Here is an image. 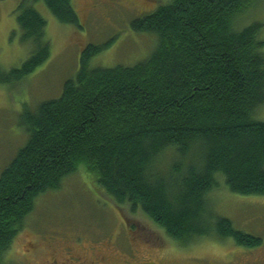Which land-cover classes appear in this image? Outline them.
I'll return each instance as SVG.
<instances>
[{
  "label": "trees",
  "instance_id": "16d2710c",
  "mask_svg": "<svg viewBox=\"0 0 264 264\" xmlns=\"http://www.w3.org/2000/svg\"><path fill=\"white\" fill-rule=\"evenodd\" d=\"M42 1L60 23L82 28L73 0ZM259 1L170 0L132 21L133 32L158 40L134 67L91 66L112 43L84 50L62 96L23 117L28 142L0 177V264L37 199L81 170L116 207L142 212L182 248L209 238L263 245L209 202L222 184L264 197L263 24L245 23ZM17 12L21 41L35 49L21 68L0 72V86L21 85L51 55L46 20L28 2Z\"/></svg>",
  "mask_w": 264,
  "mask_h": 264
},
{
  "label": "rangeland",
  "instance_id": "374dc122",
  "mask_svg": "<svg viewBox=\"0 0 264 264\" xmlns=\"http://www.w3.org/2000/svg\"><path fill=\"white\" fill-rule=\"evenodd\" d=\"M169 1L73 0L82 27L78 28L60 23L42 0H0V72L21 68L35 49L33 43L21 41L17 11L23 2L46 20L51 52L21 85L0 86V177L28 142L25 113H35L40 105L62 96L65 84L80 69L84 50L112 43L94 58V68L134 67L145 62L158 40L133 32L131 23ZM254 22L263 24L260 38L264 40V0L245 21ZM256 117L264 122V106ZM172 156L166 155L160 166L163 173L172 165ZM209 202L213 214L230 220L239 231L264 239V197L239 196L222 184ZM68 249L89 264H99L103 258L105 264L130 260L133 264H258L264 256V248L248 253L231 241L213 238L182 248L142 212L131 214L128 207H116L82 170L65 179L59 191L37 199L3 264H50L56 254L58 259L68 258Z\"/></svg>",
  "mask_w": 264,
  "mask_h": 264
},
{
  "label": "flooded vegetation",
  "instance_id": "af4514ba",
  "mask_svg": "<svg viewBox=\"0 0 264 264\" xmlns=\"http://www.w3.org/2000/svg\"><path fill=\"white\" fill-rule=\"evenodd\" d=\"M130 246H131V244H130ZM261 248H264V243H263V245L261 247H258V248L253 249V250H244V251L248 252V253H253V252H256V250H259ZM67 252L68 253H66V254L69 256L68 258L62 257L61 259H58L60 257H58L57 254H56V256L53 257V259H52L53 261L50 264H89V262L81 261L82 259L81 260L77 259V257H75L73 255V253H72L73 250L72 249H68ZM56 257H58V258H56ZM105 263H106V259H104V258L100 259L99 264H105ZM90 264H96V263L95 262H90ZM123 264H133V261H131V260L130 261H125ZM143 264H153V263H143ZM258 264H264V256H263V260L260 261Z\"/></svg>",
  "mask_w": 264,
  "mask_h": 264
}]
</instances>
